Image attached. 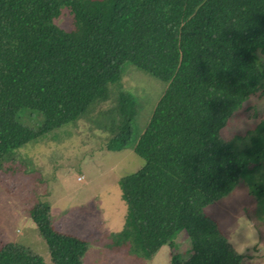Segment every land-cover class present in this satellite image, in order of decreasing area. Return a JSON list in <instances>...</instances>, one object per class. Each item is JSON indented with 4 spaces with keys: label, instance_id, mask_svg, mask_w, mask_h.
Masks as SVG:
<instances>
[{
    "label": "trees",
    "instance_id": "obj_1",
    "mask_svg": "<svg viewBox=\"0 0 264 264\" xmlns=\"http://www.w3.org/2000/svg\"><path fill=\"white\" fill-rule=\"evenodd\" d=\"M67 8L74 28L55 19ZM264 0H0V169L14 151L84 114L129 144L138 103L123 90L130 64L165 84L133 151L143 159L119 178L126 205L109 248L149 259L185 231L191 253L170 264H244L204 211L239 184L264 222V117L224 139L220 130L252 96H264ZM26 110L38 118L23 124ZM52 264H84L88 243L55 230L50 205L28 210ZM0 264H44L18 242Z\"/></svg>",
    "mask_w": 264,
    "mask_h": 264
},
{
    "label": "rangeland",
    "instance_id": "obj_2",
    "mask_svg": "<svg viewBox=\"0 0 264 264\" xmlns=\"http://www.w3.org/2000/svg\"><path fill=\"white\" fill-rule=\"evenodd\" d=\"M61 28H74L73 18L64 8L54 20ZM264 63V53L257 52ZM122 76L123 90L130 92L138 103L133 121L132 137L127 147L119 151L105 148L111 134L87 115L37 137L14 151V160L0 169V246L14 241L42 256L44 264H52L48 247L29 217V209L37 202L50 205L55 230L76 233L87 241L85 264H170L172 253L187 258L191 253L185 231L179 232L173 247L163 245L149 259L126 253L125 248L108 247L109 234L119 231L124 222L126 205L118 185L120 177L132 173L143 164L133 151V144L143 130L152 110L164 92L165 84L157 78L128 64ZM26 110L19 120L36 127L38 118ZM264 117V96H252L234 112L220 130L224 139L243 134ZM255 200L244 184H239L227 196L205 207L227 238L229 227L243 214L254 223V237L244 254V264H264V222L255 212ZM245 242L243 232L238 235Z\"/></svg>",
    "mask_w": 264,
    "mask_h": 264
},
{
    "label": "clouds",
    "instance_id": "obj_3",
    "mask_svg": "<svg viewBox=\"0 0 264 264\" xmlns=\"http://www.w3.org/2000/svg\"><path fill=\"white\" fill-rule=\"evenodd\" d=\"M253 228L254 223L248 220L243 214L238 215L235 219L234 225L229 227L227 243L232 245L233 250L237 255L243 256L251 246L250 242L254 237ZM241 232H243L246 237V240L243 243L238 239V235Z\"/></svg>",
    "mask_w": 264,
    "mask_h": 264
},
{
    "label": "crops",
    "instance_id": "obj_4",
    "mask_svg": "<svg viewBox=\"0 0 264 264\" xmlns=\"http://www.w3.org/2000/svg\"><path fill=\"white\" fill-rule=\"evenodd\" d=\"M70 234H74V235H77L76 233H72V232H71ZM78 237H80V236H78ZM84 264H85V260H84Z\"/></svg>",
    "mask_w": 264,
    "mask_h": 264
}]
</instances>
